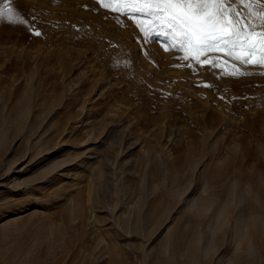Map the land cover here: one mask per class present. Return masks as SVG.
<instances>
[{"label":"rangeland","instance_id":"374dc122","mask_svg":"<svg viewBox=\"0 0 264 264\" xmlns=\"http://www.w3.org/2000/svg\"><path fill=\"white\" fill-rule=\"evenodd\" d=\"M124 7L0 0V264H264L259 53L178 51Z\"/></svg>","mask_w":264,"mask_h":264},{"label":"snow or ice","instance_id":"6c2138e0","mask_svg":"<svg viewBox=\"0 0 264 264\" xmlns=\"http://www.w3.org/2000/svg\"><path fill=\"white\" fill-rule=\"evenodd\" d=\"M103 4V0H100ZM126 7L123 12L133 19L152 21L149 30L138 25L145 38L153 32L165 40H179V45L172 44L178 51H211L217 47L229 48V55L242 50L245 55L236 57L244 63H251L259 53L258 64L264 65V25L247 23V17L232 12L231 23H226V12L223 0H117ZM108 6V5H104ZM129 8L131 9L129 11ZM120 12V8L112 9ZM0 18L11 23H22L19 14L12 8H0ZM244 22V26L239 25ZM260 28L259 38L251 39L256 29ZM39 35V33H36ZM213 67L218 65L213 62Z\"/></svg>","mask_w":264,"mask_h":264},{"label":"bare ground","instance_id":"6f19581e","mask_svg":"<svg viewBox=\"0 0 264 264\" xmlns=\"http://www.w3.org/2000/svg\"><path fill=\"white\" fill-rule=\"evenodd\" d=\"M189 241V240H188ZM40 253V252H39ZM55 264V263H54Z\"/></svg>","mask_w":264,"mask_h":264}]
</instances>
